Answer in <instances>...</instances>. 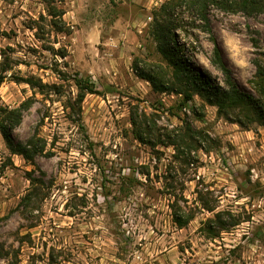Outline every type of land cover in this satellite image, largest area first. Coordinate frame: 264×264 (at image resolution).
I'll use <instances>...</instances> for the list:
<instances>
[{"label": "rangeland", "instance_id": "obj_1", "mask_svg": "<svg viewBox=\"0 0 264 264\" xmlns=\"http://www.w3.org/2000/svg\"><path fill=\"white\" fill-rule=\"evenodd\" d=\"M176 1L0 0V120L13 112V143L38 151L26 161L0 135V264H264V127L139 78L189 89L157 51L161 7ZM174 13L177 56L225 88L217 45L264 104V11L210 7V31ZM75 79L96 92L80 105Z\"/></svg>", "mask_w": 264, "mask_h": 264}, {"label": "trees", "instance_id": "obj_2", "mask_svg": "<svg viewBox=\"0 0 264 264\" xmlns=\"http://www.w3.org/2000/svg\"><path fill=\"white\" fill-rule=\"evenodd\" d=\"M180 7H186L187 12L196 16L199 21L204 23L206 31H210L208 20V10L210 7H217L225 12H240L245 15H253L264 11V0H177L176 3H166L161 7L166 13L162 15L161 25H158L156 37L157 51L170 63L176 81L180 84H184L189 89L177 91V88L171 83L159 88L154 84L152 76L142 73H138L139 78L151 83L153 88L161 92L174 91L182 95V106L191 102L193 97L197 95L205 104L216 109V115L219 118L237 124L241 128L246 127L248 124L255 123L264 127V104L260 100L239 90L228 67L222 60L221 52L217 45L213 48L211 63L221 72L224 78L225 88H220L219 86L211 84L207 78L196 73L187 65L186 61L181 60L177 56L180 51L175 47L176 41L174 37H172L174 36V31L172 30L176 27V22L178 21V15L175 14L174 11ZM63 14V12L60 13V20H62ZM51 26L57 27L55 23H52ZM60 32L63 31L60 30L59 33ZM64 34L65 36H70L71 30L67 29ZM54 55L57 56L56 53ZM59 57L61 59L66 58L67 52L65 51L63 54H60ZM253 64L256 68V77L263 80L264 69L260 62L255 60ZM19 80V82L25 83L32 88L41 89L44 87L40 82L37 83L32 79ZM74 82L79 91L76 100L77 105H80L85 94L96 93L93 86L87 82L84 83L80 79H75ZM12 118H16L13 112L8 113L5 119L0 120V135L12 154L19 155L26 161H31L32 156L38 152L35 150V144L27 148L13 143L10 130L15 123H13ZM175 223L179 227L185 224L184 222L181 223L178 218L175 219ZM210 237L216 236L211 233Z\"/></svg>", "mask_w": 264, "mask_h": 264}, {"label": "built area", "instance_id": "obj_3", "mask_svg": "<svg viewBox=\"0 0 264 264\" xmlns=\"http://www.w3.org/2000/svg\"><path fill=\"white\" fill-rule=\"evenodd\" d=\"M200 154H201V156H202L203 159H204V163H205V165H208V164H210V163H214L216 159H217L218 163L221 162V159L218 158V156H216V155H215L214 153H212V152L205 153V152L201 151ZM239 156H241V154L237 156L238 158H241V157H239ZM233 163H234V162L226 161V166L223 167V173H227L228 171H233V170H234V165H233ZM191 166H192V165H191ZM207 168H208V167H205V166L200 167V168L198 169V176H197V177L199 178L202 174H203V175H204V174L206 175V173H207V175H208V169H207ZM220 171L222 172V170H220ZM252 172H254V170H252ZM260 182L264 183V177L260 180Z\"/></svg>", "mask_w": 264, "mask_h": 264}, {"label": "crops", "instance_id": "obj_4", "mask_svg": "<svg viewBox=\"0 0 264 264\" xmlns=\"http://www.w3.org/2000/svg\"><path fill=\"white\" fill-rule=\"evenodd\" d=\"M71 34H72V32H71ZM71 36V35H70Z\"/></svg>", "mask_w": 264, "mask_h": 264}]
</instances>
